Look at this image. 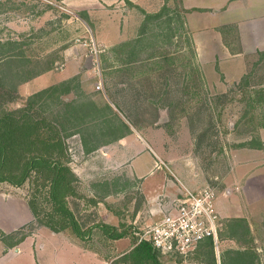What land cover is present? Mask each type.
<instances>
[{
	"label": "rangeland",
	"instance_id": "374dc122",
	"mask_svg": "<svg viewBox=\"0 0 264 264\" xmlns=\"http://www.w3.org/2000/svg\"><path fill=\"white\" fill-rule=\"evenodd\" d=\"M135 1L147 9L158 4L157 0ZM163 2L164 15L149 21L143 42L138 41L140 29H135L132 38L124 42L126 45L113 49L116 45H105L113 44L129 29H107L103 45L96 40V29H88L54 0L53 4L48 0H0V46L13 44V52H22L24 61L28 60L26 68L18 60L14 65L18 76L6 88H0L1 93L9 91L0 98V107H20L28 96L59 81L46 75L23 82L35 62L42 66L53 62L52 70L57 73L66 68L67 57L80 58L72 68L73 76L62 81H70L68 93L60 96V104L50 103L47 111L52 118L61 112L66 131L75 132L66 142L70 166L81 178L80 192L85 200L71 199L70 205L83 227L99 220L109 221L111 212L116 216V225L139 232L161 218V212L151 214L160 206L159 200L172 202L181 195L179 183L192 192L213 189L220 218L240 212L262 226L264 203L256 205L254 201L264 196V170H254L248 178L250 184L239 179L240 197L226 198L222 193L236 186L234 151L244 144H256L264 126V103L251 101V91L264 85V50L252 46L250 38L246 42L249 52L241 50L239 29H223L220 55L212 42L208 53L198 52L184 25L183 5L205 9L187 17L188 22L195 20L189 23L193 31L219 24L242 25L241 30L247 31L250 26L261 29L258 22L264 18V0H183V5L181 0ZM217 11L220 12L214 14ZM129 16L138 19L137 12ZM103 22L104 28L113 25L109 20ZM207 60L212 65L204 67ZM221 61L225 62L220 64ZM232 63L244 65L246 74L226 84L221 71L223 67L231 68ZM120 135L128 137L125 147L129 148L131 160L126 162L118 152L115 157L104 156L109 144ZM88 149L91 150L87 152ZM117 150L123 154L124 145H118ZM245 155L251 156L247 152ZM28 192V185L15 190L0 183V197L6 201ZM89 198L100 204L92 205L87 202ZM245 205L248 207L243 209ZM5 206L15 209L10 202H0L1 222L8 218ZM19 230L31 236L14 250L0 249V264H103L91 255H80L64 234L40 228L34 220ZM249 234L244 242L253 245L255 235L251 230ZM130 242L128 237L117 244L109 243L95 235L88 245L104 257L127 249ZM230 245L236 248L229 241L219 243L218 253L214 251L216 264L218 259L224 264L222 249ZM202 258L195 254L187 259L159 257L162 264H203L199 261ZM240 262L236 259L231 264ZM106 263L110 264V260Z\"/></svg>",
	"mask_w": 264,
	"mask_h": 264
},
{
	"label": "trees",
	"instance_id": "16d2710c",
	"mask_svg": "<svg viewBox=\"0 0 264 264\" xmlns=\"http://www.w3.org/2000/svg\"><path fill=\"white\" fill-rule=\"evenodd\" d=\"M50 8L48 5L47 9ZM164 9L165 7L155 14L142 11L144 19L138 41H144V33L149 21L160 19L164 15ZM80 17L85 20L83 15ZM173 35L171 33V36ZM7 45L9 46H0V88L11 84L15 76H18V73L14 71V65L19 62L18 60L21 59L23 62V68L27 67L25 61H28H24L22 52H13V44ZM124 45L126 43L123 42L114 46L113 49ZM44 64L42 66V63L35 62L33 68H28L27 76L22 79L23 82H28L54 67L53 62ZM20 70L19 68V72ZM69 82L54 84L35 92L27 97L24 105L15 109L7 110L0 107V183L18 189L29 186V192L25 194V198L34 221L39 227L48 228L54 233L68 231L88 247V243L95 235L109 243L130 237V245L125 251L115 253L113 256L106 254L103 257L107 261L110 260V264H162L159 259L162 255L150 243L137 242L134 228L125 227L122 224L115 226L102 220L83 227L72 210L71 199L85 200L80 192L79 178L70 166L71 156L66 142L67 137L75 132L66 131L61 112H57L52 118L53 114L47 111L52 103H61L60 96L68 93ZM251 93V101L254 104L264 103L263 88L252 90ZM5 95H9L8 90L2 93L0 91V98ZM254 146L256 145L251 143L240 147ZM90 150L88 149L87 152ZM87 202L97 205L100 201L89 198ZM220 224L219 243L229 239L238 245L237 250H251V245H246L244 242L245 235L250 236V228L246 220L229 219L222 222L221 219ZM28 236L29 233L19 230L8 235L1 233L0 238L6 247L14 248ZM91 249L99 253L97 249ZM194 254L203 257L199 259L203 264H216L214 247L210 240L202 243L192 255ZM180 258L182 257H176V259Z\"/></svg>",
	"mask_w": 264,
	"mask_h": 264
},
{
	"label": "crops",
	"instance_id": "0c3cea01",
	"mask_svg": "<svg viewBox=\"0 0 264 264\" xmlns=\"http://www.w3.org/2000/svg\"><path fill=\"white\" fill-rule=\"evenodd\" d=\"M48 1H50L52 3V0H48ZM55 1L57 3H60L59 6L65 12H67V13L69 12V13L75 15L77 17V19L81 21V23H84L88 27V29H90V30L96 29L97 30V32L95 34L96 40H98V42L103 44V45H105L104 39L107 37V36L105 37V35L108 33L107 29H129L128 31H126V33L124 35L120 36L116 42L114 41L113 44L105 45V47H112L114 45L121 44V43L126 42L127 40L131 39L132 35H133V31H135V29H136V31L141 29V25H142V22L144 19V14L142 13V11L144 13H147V14H155V13L159 12L161 10L162 6L164 5V2H163L164 0H157L156 2L158 4H156V7L153 9H147V8H144L143 6H140V5L135 3L136 2L135 0H54V2ZM126 4H129L128 7L126 6ZM181 4L183 5V0H181ZM125 7H127L126 10H124ZM183 9L185 10L184 25L191 32L193 42L195 41L193 43L194 47L196 46V49L198 50V52L200 50H206V53H208V48H210L209 44H210V42H212L211 44L215 43V45H216V48L214 50H217L219 55H220L222 53L221 45L223 43V39H222L223 38L222 33L224 32L223 29H235V30L239 29V31H240L239 34H240L241 41H242L241 43L243 46L241 50L249 52V50L251 48L246 43V42H248L249 38L252 41L250 43L252 46L254 45L256 47V49L264 50V18L260 19L258 22V25L260 26L261 29H253V26L248 27V25L244 24L245 26H247L249 28L247 31H244L245 29L241 30L242 25L240 26V25H234V24H219V25H213L210 27L196 28V29H200V30L193 31V30H191L192 28L189 25V23L191 21H195V20H191L190 22H188L187 17L188 16L191 17L193 14L203 13L205 11V9L199 8L196 6H190V5H183ZM135 10L138 14V19L131 18L129 16V13L135 14L136 13ZM219 12L220 11H217L214 14H217ZM81 15L84 16L85 20L80 17ZM118 16H120V18H118ZM104 20H106V21L109 20V22H111L113 24L112 27L111 28H107V27L104 28L103 27L104 26V24H103ZM93 21H95V22L93 23ZM193 29H195V28H193ZM247 32H249V33L246 35ZM117 33H118V31H117ZM67 52L68 51H66V53H65V60L67 57ZM66 61H67L66 68L63 69L61 72L56 73L55 70H50V71L45 72V73L41 74L40 76H38L37 79L40 77L46 76V75H49V77H51V78L57 77L59 79V81H57V82L55 81L54 83L51 82V85H54L56 83H60L64 80H67L68 78H71V76H73V74H74L72 68H74L75 65L78 64V62L80 61V58L78 59L76 57L73 59H68V57H67ZM226 61H230V60H226ZM232 61L236 62L237 60H231V62ZM223 62H225V61H221L220 64H222ZM209 65H212V64L210 63L209 60H207L204 67L209 66ZM69 66H70V69H69ZM222 69H223L221 71L223 74L222 77L224 76L223 82H225L226 84L231 83L234 79H239V78L242 79L246 74V73H244L245 72L244 71V65L237 66L236 63H232L231 68H228L225 70L223 67ZM262 87L264 89V85H262ZM129 135H131V133ZM115 139H116L115 141L113 140V142L111 144H109V145H111V147H109L108 152L105 153L104 156L108 157V155L111 154V155H113V157H115L117 152H118V154L121 155V158H122V155L126 157V159H124L125 162L127 160L128 161L131 160V157L129 156V148L125 147L127 145L128 137L127 136L123 137L120 135V136L115 137ZM256 140H257L256 144H255L256 146H254L252 148L239 147L234 151L232 157H233L234 162L237 161L236 162L237 169L234 170L235 174H236L235 175L236 186H235V188L234 187H229V189L227 188L225 190V192L223 189L222 195L224 197L231 198L233 195H236L235 198L240 197V195L238 194L239 192H238L237 187H238V184L242 183V181H239V179H241V180L246 179L245 181L248 180V183L250 184V179H248V178L252 175L254 170H257V171L258 170H264V127H262L259 130ZM118 145H124L123 154H121V152L119 150H117ZM246 152L248 154H250L252 157L249 156V158H248V156L245 155ZM240 167L242 169V172L239 171ZM236 170L238 171V173H236ZM74 172H75V170H74ZM75 174L78 176L79 179H81L80 176L77 174V172H75ZM254 181H255V179H254ZM256 181L258 182L259 179H257ZM193 184L194 183H192V185ZM14 189L16 190L18 188H14ZM142 193H143L145 201L148 205L146 194L143 191H142ZM263 201H264V196L261 199H260V197H258L257 200L254 201V204L257 205L260 203H264ZM0 202L4 203V205L6 202H10V204H12L15 207V209L11 208V210H9L5 206V214H7L8 218H6L5 221L2 220L3 222L0 221V235H1V233H4L5 235L11 234V233L17 231L19 228L33 222L34 218H33L32 214L28 208L25 195L20 196V197L19 196L13 197V199H9L8 201H6L5 199H1V197H0ZM11 202H13V203H11ZM97 204L99 205L100 203H97ZM247 207L248 206L245 205V207L243 209H245ZM165 209L166 208L165 207L163 208V204H162L161 206L154 209L152 211V213H157V212L164 213ZM109 214H110L111 219H109V221L107 219L103 220V221L106 223H109L111 225L118 226V225H116V216L111 212H109ZM243 215L244 214L243 213L241 214L240 212L236 213V214H229L228 213L226 215H221V218L223 217L226 220H229V219H244V220H246V222H247V224H248V226H249V228L253 234V237L255 235L253 245H251V250H247V251L237 250L238 245L234 241L229 240V239L224 240V241H229L233 244L235 243L236 248H233L230 245L229 249H222L223 260H224L223 263L224 264H229V263L231 264V262H233V260L237 259V261L241 260V262H240L241 264H264V224L262 226L258 225L255 222H253V220L251 218L248 219L247 217H245ZM250 215L252 216V210H251ZM97 222H95V223H97ZM256 226H258L259 229L256 228ZM254 230L256 231L255 232L256 234H254ZM60 233L65 235V237L67 238V241H69V244H71V246H73L74 248H77V250H79L80 255H82V256L91 255L97 259H100L103 264H107L106 262H108V261L103 259V257H101L99 253L95 252L94 250H92L88 246L83 245L70 232L65 231V232H60ZM55 234H57V233H55ZM30 236L31 235H29L28 237H30ZM224 241H222V242H224ZM259 241H261L262 244L258 243ZM117 242L118 241H116L114 243L117 244ZM20 244H18L17 246H19ZM115 246H117V245H115ZM16 247H14V248L6 247L0 238V249L2 251H3V249L14 250V249H16ZM123 247L126 248V246H123ZM125 250L126 249H124L118 253H121ZM234 250H236V251L234 252ZM225 259H229V261H227L225 263Z\"/></svg>",
	"mask_w": 264,
	"mask_h": 264
},
{
	"label": "built area",
	"instance_id": "2783aa9c",
	"mask_svg": "<svg viewBox=\"0 0 264 264\" xmlns=\"http://www.w3.org/2000/svg\"><path fill=\"white\" fill-rule=\"evenodd\" d=\"M179 186L182 193L174 201L159 200L160 206L163 204L166 208L161 218L134 232L137 242L150 243L162 256L186 259L210 240L218 253L221 218L215 210L213 189L208 187L192 192L180 183ZM217 264H220L219 259Z\"/></svg>",
	"mask_w": 264,
	"mask_h": 264
}]
</instances>
